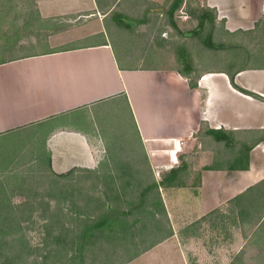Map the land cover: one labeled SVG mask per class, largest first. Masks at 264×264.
I'll use <instances>...</instances> for the list:
<instances>
[{"label": "crops", "instance_id": "crops-1", "mask_svg": "<svg viewBox=\"0 0 264 264\" xmlns=\"http://www.w3.org/2000/svg\"><path fill=\"white\" fill-rule=\"evenodd\" d=\"M137 3L147 6L146 17L166 11L153 9L162 4L159 0H35L37 21L43 23L39 27L51 21L67 27L49 33L45 50L0 60V137L33 134L57 175L89 170L116 182H138L146 179L148 164L154 180L161 182L186 164V187L160 189L177 231L230 205L237 210L234 199L264 180V0L198 1L216 13L213 36L227 45L221 52L243 54L244 60L227 69L209 67L195 79L197 67L189 72L184 63L188 56L181 57L182 67L120 62L110 36L120 28L113 12L122 15L120 29H131ZM183 13L180 25L169 14L167 26H159L156 18L157 37L172 31L174 37H193V30L181 31L191 17ZM147 23L136 20L143 29ZM180 48L188 55V48ZM229 71L238 86L257 97L237 90ZM190 81L198 86L191 88ZM109 104L127 114L135 139L117 124H102L99 112ZM223 130L232 132V147L219 140ZM256 142L247 156L244 150ZM237 159L249 163V169L224 168ZM47 161L35 164L50 173ZM211 166L219 168H205ZM125 167L135 177L130 179Z\"/></svg>", "mask_w": 264, "mask_h": 264}, {"label": "rangeland", "instance_id": "rangeland-1", "mask_svg": "<svg viewBox=\"0 0 264 264\" xmlns=\"http://www.w3.org/2000/svg\"><path fill=\"white\" fill-rule=\"evenodd\" d=\"M159 1L162 4L153 9L160 11L161 7H165V12H158L154 17H146L144 10L147 6L134 4L133 17L130 20L135 22L131 24V29L118 28L114 32L110 31L120 62L132 66H169L177 63L182 67L181 57L188 56L193 67L195 69L197 67L195 79L199 72L209 67L223 68L235 61L244 60L243 54L230 56L221 51H208L199 37H174V31L171 32L172 37L170 34L166 38L157 37L155 19H160L159 26H167L169 20L167 11L174 0ZM198 1L184 0V9L177 10L174 15L177 24L183 23L186 17L183 12L189 13V8L201 9ZM34 3L35 0H0V60L48 48L49 33L54 34L59 25L57 21H51L45 23L44 27H39L43 23L37 21L39 18L36 16L38 13L33 6ZM138 19L148 21L146 29L136 24ZM27 23L35 28L30 29V26L25 28ZM198 23L197 18L191 15L181 31L189 32L199 29ZM65 26L67 27L66 24H62L59 27ZM107 26L111 30L113 26L111 18ZM205 33L207 31L203 30L202 34ZM162 39L164 43L161 42ZM83 42L84 40L77 41V43ZM182 46L188 48V55L180 52L183 50L180 48ZM120 112V108L116 109L109 104L108 107L101 109L99 115L102 117L99 119H102L101 122L104 125H119L135 139V132L127 114ZM74 117L71 119L73 120ZM41 146L40 140L25 131L0 137V197L4 195L8 197L12 207L18 213L16 216L19 217L22 226L20 233L8 235L5 240L13 242L15 238L22 236L32 250L31 255L25 258L26 264H71L69 259L73 251L70 248L59 247L50 237L47 228L53 232L52 235H56L62 227H65L70 230L66 239L74 240L82 225L87 222V218H96L101 211H107L108 205H104L106 198L103 192L106 186L97 180L99 176L91 177L87 173L76 172L62 177L42 171L41 167L35 164L38 160L46 162V154L44 155ZM137 149L138 147L135 146V152H138ZM146 183L149 184L152 181ZM140 189H142L141 186L138 187L134 183L133 187L127 188L126 195L123 194L124 196L120 198L122 201L119 202L118 197H112L109 200L112 207H118L121 211L129 209L126 201L136 200ZM118 192L121 194V191ZM170 193L168 191V195ZM151 196L150 201H153L155 195ZM162 198L164 200L163 196ZM236 211L230 205L177 231H174L171 222L167 226L163 221L167 228L171 227V231L176 236L167 239L168 244L162 248L151 250L130 264H231L237 256L242 257L241 264H264V224L249 221L241 223ZM257 215L258 213L255 212L252 215L253 219ZM138 216L140 214L137 211L129 215L126 218L127 223L133 224ZM141 222L137 225L136 232H139L138 230L144 224L151 226L155 223L150 218H142ZM51 224L55 227L52 230ZM166 234L167 232H162L157 236L140 237L137 233L135 235L138 243L136 250L161 240ZM1 237L0 234V242L4 241ZM122 242L120 239L110 241L107 238H102L96 243L91 242L88 250L78 256L77 262L79 264L81 260L83 264H101L107 252H114V246L118 251L115 252L117 255L113 254V258H116L118 262L125 260L127 255L124 253L123 245L120 246ZM6 253L13 254V251L7 250Z\"/></svg>", "mask_w": 264, "mask_h": 264}, {"label": "trees", "instance_id": "trees-1", "mask_svg": "<svg viewBox=\"0 0 264 264\" xmlns=\"http://www.w3.org/2000/svg\"><path fill=\"white\" fill-rule=\"evenodd\" d=\"M184 0H174L173 3L170 5V8L168 10V14L170 19H174L175 12L179 9H181L184 5ZM201 8V7H200ZM189 13L196 17L198 20V28L194 30L193 36L199 37L203 40L204 46L206 49H209V51H223L226 48V44L221 43V41L218 38H215L213 36L214 28H215V21L217 19L215 11L211 9H190ZM113 16L117 17V24L121 28L123 24L122 15L120 12H113ZM208 24V26H206ZM262 24L258 23L257 27ZM263 25V24H262ZM206 30L207 33L204 35L202 34V31ZM218 39V40H217ZM224 53V52H223ZM225 54V53H224ZM228 54V53H227ZM186 68H188L189 72H192L194 70L193 64L190 61L188 57V61L184 62ZM233 63H231L230 66H225V68H229L232 66ZM232 71V69H231ZM229 71L228 75L230 77V80L232 82V85L242 92L243 94L255 96L254 93L247 91L243 89L242 87L238 86L235 83L234 73ZM191 88H196L198 86L197 83L190 81ZM205 129H201V132ZM208 133H213L211 130H206ZM222 136L219 137V140L225 141L226 145H230L232 147L233 138H232V132L229 131H221ZM263 141V139H262ZM260 142V141H259ZM259 143H253L250 146H247L244 152L246 151V155L249 156V153L258 145ZM243 152V151H242ZM39 157V156H38ZM39 158H37L38 160ZM48 159V161H47ZM47 165L48 168L51 170V163H50V157H47ZM249 159V158H248ZM242 160L237 159L236 163L232 165H227L224 168L226 170H248L249 169V163L246 165L240 164ZM46 163V162H45ZM126 168V167H125ZM128 168V167H127ZM126 168V170H127ZM208 169H214L219 168L216 166L211 167H205ZM221 168V167H220ZM128 175L129 178L132 179L135 177L134 174H132L133 169L131 167L128 168ZM84 173L89 174L92 176H99L97 178L98 181L105 184V190L104 197L105 199V206L108 205L107 211L103 210L96 218H87L86 221L82 227L80 228V232L75 237L74 240L68 241L66 238L67 235L70 234V230L62 227L61 231L58 232L56 235H52V231H50L49 228V235L53 239V241L56 242V244L59 245V247L62 248H70L73 252L71 255V258L69 261L71 264H78V256H81L88 248L90 247L91 242H98L102 238H107L110 241H116L117 239L122 240L123 242L120 243L123 245L124 253L128 256H126L125 260L122 261H116V258H113V254H116L115 252L118 251L117 247L114 246V252L110 253L107 252L106 255L103 256V259L101 260V264H130L133 261L137 260L139 257H141L146 252H149L153 248H155L157 245L163 243L167 239L171 238L173 236V232L171 231L170 220L168 216V212L164 203V200L161 196L160 189L161 188H179V187H186V172H187V165L184 164L183 166L179 167L178 169L172 170L169 174H167L161 182H157L153 178L152 170L147 164L146 168V179L140 181H124V182H116L113 180V176L109 175H100L96 172L84 170ZM53 174L52 170L50 172ZM73 173H76V170H72L66 174L58 175V176H69ZM55 175V174H53ZM147 181H152V183H146ZM133 183V184H132ZM137 185L138 187L141 186L142 189H140L138 192V196L136 200L130 199L126 201L127 205L129 204V209L121 211L118 207H112L110 203V199L112 197H118L119 202L122 201L120 198L124 195H126V190L129 187H133V185ZM118 191H121V194H119ZM124 194V195H123ZM155 195V198H153V201H150L152 199L151 195ZM132 198V197H131ZM236 208H237V216L241 223L246 222H253L257 224H264V180L259 182L258 184L250 187L247 191L239 195L234 199ZM152 203V205L150 204ZM151 205V206H149ZM138 212L140 216L137 217V219L134 221L133 224H128L126 218L129 215H132L135 212ZM258 213V215L253 219V214ZM17 211L12 207L10 201L8 200L7 196L0 197V234L1 238L4 241L0 242V264H26L25 258L29 257L32 253V250L30 249L28 243L21 237L15 238L13 242H9L5 240V238L8 235H15L17 233H20L22 231L21 222L18 216H16ZM149 215V216H146ZM142 218L145 219H152L155 221V223L151 226L149 224H144L141 226L139 232H136L137 225L142 223ZM162 218V221H161ZM165 221L166 225L163 223ZM261 225V224H260ZM54 225L51 224V230L54 229ZM262 228V227H261ZM167 232L166 235H163L161 240L150 244L149 246H146L145 248L141 250H136L138 243L136 234L138 233L140 237H149V236H157L158 233ZM65 238V239H64ZM7 250L13 251V254L6 253ZM242 263V257L237 256L234 258L231 264H241ZM79 264H83V262L80 260Z\"/></svg>", "mask_w": 264, "mask_h": 264}]
</instances>
